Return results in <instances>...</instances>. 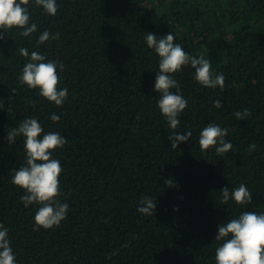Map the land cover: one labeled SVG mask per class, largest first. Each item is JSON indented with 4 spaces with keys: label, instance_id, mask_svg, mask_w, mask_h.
I'll list each match as a JSON object with an SVG mask.
<instances>
[{
    "label": "trees",
    "instance_id": "16d2710c",
    "mask_svg": "<svg viewBox=\"0 0 264 264\" xmlns=\"http://www.w3.org/2000/svg\"><path fill=\"white\" fill-rule=\"evenodd\" d=\"M56 2L50 16L30 0L37 31L28 37L0 29V223L16 264H216L218 227L245 211L264 212V0ZM45 30L59 37L38 45ZM147 33H172L225 77L221 89L200 85L190 65L171 74L188 102L176 129L158 108L159 57ZM34 51L65 65L57 69L58 88L68 89L62 106L20 83ZM245 109L251 116L237 119ZM27 118L38 119L40 138L59 132L67 139L52 158L63 169L58 199L69 211L53 229L36 228L40 205L25 207V191L12 183L26 152L23 136L6 137ZM210 123L229 130L232 151H201L200 132ZM188 131L191 138L172 149L168 137ZM241 183L252 203H222L220 190ZM144 196L157 201L152 216L138 211Z\"/></svg>",
    "mask_w": 264,
    "mask_h": 264
},
{
    "label": "clouds",
    "instance_id": "9594fccd",
    "mask_svg": "<svg viewBox=\"0 0 264 264\" xmlns=\"http://www.w3.org/2000/svg\"><path fill=\"white\" fill-rule=\"evenodd\" d=\"M30 0H0V29L4 32L13 28L22 29L20 36L28 37L37 31V25L30 23V13L27 7ZM50 16H55L58 10L56 0H34ZM59 33L53 35L45 30L39 35L37 44H44L49 40H56ZM0 39H4L0 35ZM147 47L153 49L159 57V71L157 72L154 90L159 93L158 108L166 118L169 127L176 129L180 124L178 117L187 107V100L180 94L179 83L171 74L177 73L186 65L195 70L196 81L207 88H221L225 86V77L221 74L214 75L212 65L204 56L194 57L187 54L180 44L174 43L175 37L168 33L157 37L152 33L145 36ZM20 55L29 57L27 48L19 49ZM45 61V56L32 52L29 62L22 69L20 83L29 89H39V94L57 106H62L68 98L67 88H58L60 72L65 70L62 62ZM177 89V92L171 91ZM216 108L221 107V101L214 102ZM239 120H246L251 116V111L245 109L236 112ZM60 117L53 113L51 120L58 122ZM227 128L210 123L201 132L199 145L201 151L215 148L218 155L232 151L233 145L225 140L228 135ZM44 133V129L37 118L23 120L19 127L9 130L6 140L15 143L17 136L24 137L26 152V166L13 170L12 183L25 191L21 202L25 207L32 204L40 205L34 215L37 229H53L66 219L69 211L67 203H61L58 197L60 192L59 177L63 171L59 160L52 158V151L63 148L67 139L59 132ZM191 131L186 135L174 133L168 137L172 149H176L180 142H187L191 138ZM256 144L249 145V152L254 151ZM169 179L165 183H171ZM222 203L226 204L231 197L238 205L252 203V193L241 183L237 188L225 187L220 190ZM157 201L148 196L140 200L138 211L146 216L155 214ZM175 210V209H174ZM216 241H223L216 248V264H264V212L256 213L245 211L238 218L229 220L218 227ZM116 254V253H113ZM110 258V257H109ZM0 264H16L11 242L8 239V229L0 223Z\"/></svg>",
    "mask_w": 264,
    "mask_h": 264
}]
</instances>
